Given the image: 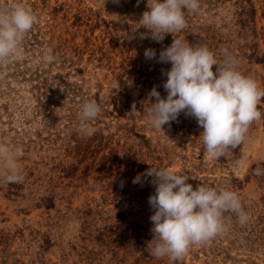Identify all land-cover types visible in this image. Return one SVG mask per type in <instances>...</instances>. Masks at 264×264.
Returning <instances> with one entry per match:
<instances>
[{"label": "rangeland", "instance_id": "1", "mask_svg": "<svg viewBox=\"0 0 264 264\" xmlns=\"http://www.w3.org/2000/svg\"><path fill=\"white\" fill-rule=\"evenodd\" d=\"M3 2L23 3L38 22L0 68V141L24 152V181L0 177V264H170L147 248L152 177L133 183L150 167L188 175L193 188L236 192L249 217L240 225L226 213L227 231L191 245L175 264H264V175L254 174L264 171V118L215 160L194 117L181 113L163 130L147 117L150 91L167 96L171 64L159 54L174 38L207 46L218 61L227 50L264 88V0H199L187 27L162 42L140 39L147 0ZM149 48L153 59L144 55ZM85 100L102 108L90 137L78 118Z\"/></svg>", "mask_w": 264, "mask_h": 264}, {"label": "clouds", "instance_id": "2", "mask_svg": "<svg viewBox=\"0 0 264 264\" xmlns=\"http://www.w3.org/2000/svg\"><path fill=\"white\" fill-rule=\"evenodd\" d=\"M199 7V0H147L148 10L138 22L147 31L139 34L140 39L162 42L167 34L174 37L187 27L186 12L196 13ZM37 22V16L23 3L8 6L0 0V68L7 66L23 37ZM144 55L153 59L156 52L149 48ZM159 62L170 63L171 68L164 72L166 98L155 87L148 94L147 117L152 128L163 130V125L177 120L181 113L194 117L203 129L199 138L204 153L218 160L242 145L250 125L264 118L259 108L264 102V88L238 70V59L227 50L218 61L207 46L174 38L160 52ZM135 112L133 104L131 113ZM101 113L97 100H85L80 105L78 118L84 136L94 134L90 122ZM23 155L22 147L6 139L0 141V162H3L0 177L6 183L24 181L18 166V158ZM254 174L264 175V171L258 168ZM142 176L152 177L150 183L155 187V193L149 197L155 211L150 217L153 238L147 242V248L157 259L168 257L170 264H175L191 245L205 243L224 233L228 229L226 221L230 220L226 213L236 214L240 225L249 219L237 193L227 188L203 184L193 188L186 182L188 175L167 168L150 167L138 174L133 183H141Z\"/></svg>", "mask_w": 264, "mask_h": 264}]
</instances>
